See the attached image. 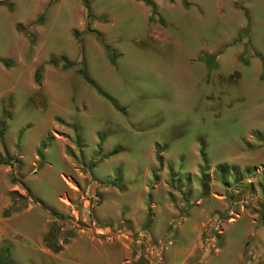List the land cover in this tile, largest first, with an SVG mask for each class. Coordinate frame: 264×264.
Masks as SVG:
<instances>
[{"label":"rangeland","instance_id":"rangeland-1","mask_svg":"<svg viewBox=\"0 0 264 264\" xmlns=\"http://www.w3.org/2000/svg\"><path fill=\"white\" fill-rule=\"evenodd\" d=\"M148 1L154 21L136 0H0L16 264H96L95 243L111 264H264V0ZM12 192L84 230L52 254L41 205L2 217Z\"/></svg>","mask_w":264,"mask_h":264},{"label":"trees","instance_id":"trees-1","mask_svg":"<svg viewBox=\"0 0 264 264\" xmlns=\"http://www.w3.org/2000/svg\"><path fill=\"white\" fill-rule=\"evenodd\" d=\"M82 1L85 3V0H82ZM136 1H142L145 4L150 5L152 7V12L150 14L149 21L156 20L155 8H154V5L152 3H150L148 0H136ZM244 14L246 16L247 21H249L246 11H244ZM40 22H41V18L37 19L35 23H40ZM74 37L76 38V35ZM247 48H249V47H247ZM104 49H105V52H106V55H107L109 61L113 62L114 58H115V54L111 50H109L108 48H104ZM247 50H249V49H247ZM255 57H258V56L256 55ZM241 59H242V57H239V60H241ZM260 61H261V67L263 70L262 76H264V60L261 59ZM243 62H244V60H243ZM3 64L5 66H8V64L6 62H3ZM66 65L69 66L70 64H66ZM80 75L86 83H90V81L86 77L84 71H81ZM2 135H3V133L1 130V126H0V137ZM44 146L45 145L42 144L41 148H45ZM118 152L119 151L117 149H113L108 156L115 155ZM0 165L12 167L9 160H7L5 162L0 161ZM11 181L14 182L15 179L12 178ZM263 183H264V178H263ZM9 198H10V206L2 212L3 218H9L13 214H18V213L22 212L23 210H25L27 208V206L30 202L33 204L41 205L42 208L52 216L54 221L50 225L45 236L43 237V243H44V246L53 254H58L59 252L62 251L63 246L67 245L68 242L75 237V231L76 230H80V231L84 230V227L81 225L77 229L72 228L70 231H65L63 233V222L65 221V219L63 217L59 216L58 214H56L54 211L48 210L47 207L43 206V204L38 202L36 199L32 198L29 193L26 196L22 197V196L18 195L16 192H12L10 194ZM149 225H150V218H148L146 220L144 228L147 229L149 227ZM61 233H63V235H61ZM0 264H16L11 257L9 245H6L0 249ZM135 264H145V263H144V261H138Z\"/></svg>","mask_w":264,"mask_h":264},{"label":"crops","instance_id":"crops-1","mask_svg":"<svg viewBox=\"0 0 264 264\" xmlns=\"http://www.w3.org/2000/svg\"><path fill=\"white\" fill-rule=\"evenodd\" d=\"M2 208L0 207V210ZM1 212V211H0ZM91 242L94 243V241L91 240ZM71 244V243H70ZM96 245V250L94 251L95 252V255L93 256V258L95 259V262L96 264H101L102 262H104V264H111L113 261H111V258H112V254L110 255V253H108L107 249H109L108 246H101V245ZM67 247V246H66ZM66 250H68V248H66ZM65 250V251H66ZM63 252V251H61ZM60 252V253H61ZM53 254V253H52ZM104 260V261H103ZM111 261V262H110ZM15 262V260H14ZM123 262V261H122ZM16 263V262H15Z\"/></svg>","mask_w":264,"mask_h":264}]
</instances>
